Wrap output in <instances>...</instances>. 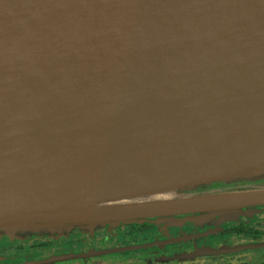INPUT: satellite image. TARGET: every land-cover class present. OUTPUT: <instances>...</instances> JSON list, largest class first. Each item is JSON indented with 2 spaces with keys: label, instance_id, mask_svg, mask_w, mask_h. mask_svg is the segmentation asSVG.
<instances>
[{
  "label": "water",
  "instance_id": "obj_1",
  "mask_svg": "<svg viewBox=\"0 0 264 264\" xmlns=\"http://www.w3.org/2000/svg\"><path fill=\"white\" fill-rule=\"evenodd\" d=\"M259 173L264 0H0V233L264 205L151 199Z\"/></svg>",
  "mask_w": 264,
  "mask_h": 264
},
{
  "label": "flooded vegetation",
  "instance_id": "obj_2",
  "mask_svg": "<svg viewBox=\"0 0 264 264\" xmlns=\"http://www.w3.org/2000/svg\"><path fill=\"white\" fill-rule=\"evenodd\" d=\"M238 209L231 216L225 210L171 215L180 218L171 226L157 224L168 216H156L106 222L90 231L0 233V264H264V205ZM208 212H218L212 225L201 216Z\"/></svg>",
  "mask_w": 264,
  "mask_h": 264
},
{
  "label": "rangeland",
  "instance_id": "obj_3",
  "mask_svg": "<svg viewBox=\"0 0 264 264\" xmlns=\"http://www.w3.org/2000/svg\"><path fill=\"white\" fill-rule=\"evenodd\" d=\"M264 190V173H259V174H253V175H249L246 177H237V178H232V179H227V180H221V181H214V182H210V183H206V184H202V185H198V186H192V187H187V188H183L180 190H176V191H172V192H168V193H164V194H160L157 196H153L151 197V199H163V198H170V197H177V196H181L183 194L188 195V194H211V193H222V192H228V191H248V190ZM239 209H229V210H225V211H221V212H225L227 213L229 216L236 214V211H238ZM218 212H208V213H203L201 214V216H204L208 219V223H210V225L214 224L212 217H214L215 214H217ZM188 217H192V216H186V218ZM203 217V218H204ZM180 218H178V216H168V217H163L158 219L157 224L160 225H166V226H171V222L176 221ZM122 222H127V221H122ZM100 226H96V228H98ZM3 233H7L9 235L12 236H22V235H36L39 233L42 234H56L58 232L57 229H53V230H48V229H25L23 231L18 230L16 228H8L7 230L2 231Z\"/></svg>",
  "mask_w": 264,
  "mask_h": 264
}]
</instances>
